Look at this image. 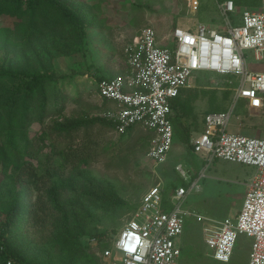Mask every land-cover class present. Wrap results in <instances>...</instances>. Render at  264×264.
<instances>
[{
	"label": "trees",
	"instance_id": "obj_1",
	"mask_svg": "<svg viewBox=\"0 0 264 264\" xmlns=\"http://www.w3.org/2000/svg\"><path fill=\"white\" fill-rule=\"evenodd\" d=\"M234 2L238 11L230 18L239 25L240 10L261 0ZM202 10L203 4L198 14ZM96 20L85 0H0V264H101L91 239L110 246L104 239L108 226H99L109 217L117 222L116 210L128 204L113 181L91 169L94 130L116 132L115 123L101 115L112 103L102 101L95 114H66V93L59 85L80 70L60 73L58 60L87 52ZM126 70L127 62L97 78L112 79ZM183 89L172 105L180 116L189 110L180 101ZM240 104L245 108L243 99ZM34 123L39 129L32 133ZM184 132L195 154L189 128ZM118 135L127 157L147 152L154 134L133 125ZM54 136L65 145L57 147Z\"/></svg>",
	"mask_w": 264,
	"mask_h": 264
},
{
	"label": "built area",
	"instance_id": "obj_2",
	"mask_svg": "<svg viewBox=\"0 0 264 264\" xmlns=\"http://www.w3.org/2000/svg\"><path fill=\"white\" fill-rule=\"evenodd\" d=\"M216 1L225 20L223 29L205 23L178 26L171 31L172 47L160 43L156 29L146 25L124 45L125 74L96 81L98 97L112 103L101 115L115 123L117 134L133 125L153 132L146 157L155 167L167 161L174 145L173 100L191 85L195 71L234 75L235 99L246 98L253 108L264 106V72L249 70L246 53L250 50L256 60L263 58L264 0L257 10L244 8L239 25L230 18L238 10L234 0ZM193 2L198 5V0ZM232 111L233 107L206 114V130L192 144L207 165L220 158L254 167L240 210L216 220L182 208L186 194L200 189L205 169L193 174L187 188L175 189L173 198L178 202L170 210L164 207V188L159 181L143 195L110 246L93 249L101 264H179V238L188 215L202 223L203 239L214 259L231 261L239 236L247 235L252 239L249 264H264V138L229 132ZM175 169L184 179L189 177L181 162ZM96 241L91 239L94 246Z\"/></svg>",
	"mask_w": 264,
	"mask_h": 264
},
{
	"label": "rangeland",
	"instance_id": "obj_3",
	"mask_svg": "<svg viewBox=\"0 0 264 264\" xmlns=\"http://www.w3.org/2000/svg\"><path fill=\"white\" fill-rule=\"evenodd\" d=\"M85 3L97 19L96 25L90 28L89 49L85 54L79 53L58 60L60 73L71 75L75 69L80 70L79 74L75 72L74 77L67 76L59 81L60 87L66 93V114L86 111L95 114L99 111L98 106L102 101L96 92L97 74L107 69L119 70L125 66L124 45L139 33L142 27L152 25L157 31L159 42L171 46V31L175 22L178 26L186 28L198 25L203 19L202 23L213 28L223 29L225 26L216 0H198V5L193 0H85ZM261 3L247 7L257 10ZM202 4V13L198 14ZM246 53L249 70L264 72V55L261 60H256L252 51L248 50ZM108 75L110 74L107 73ZM190 84L189 87H184L180 99L182 105L189 110L186 116L173 113L172 123L176 127L174 145L167 161L158 167L153 165L143 151L139 154L130 153L126 157L127 151H120V148H125L126 145L120 141L116 132L103 127L94 130L89 144L95 151L91 169L96 176L113 181L128 202L126 206L116 210L117 222L109 217L105 223L100 224V228L108 226L104 239L111 240L118 234L152 185L162 181L164 207L170 210V207L178 202L173 198L177 188L174 189L173 186L187 188L193 174L199 175L203 169L205 176L199 181L200 189L186 194L182 208L222 220L230 212L235 214L237 208L241 207L248 189L246 184L252 180L255 172L254 167L220 158L207 165L206 159L199 153L190 152L191 149L184 141V129L189 128L192 140L206 129V114L225 111L235 105L228 131L264 138V117L257 109L247 110L246 106L241 109L242 99L239 102L235 99L236 79L232 74H220L210 70L195 71L190 78ZM31 129L33 133L39 129V125L34 123ZM258 130L262 132L260 135L257 134ZM53 139L57 147L65 145L61 138L54 136ZM179 162L189 171L187 179L175 169ZM202 228V223L194 216H186L184 232L179 238V243L184 248L179 264H249L252 243L250 237L239 236L234 255L231 261L226 263L210 255V248L203 239ZM96 242L95 246V242L92 243V251L99 247V242Z\"/></svg>",
	"mask_w": 264,
	"mask_h": 264
},
{
	"label": "crops",
	"instance_id": "obj_4",
	"mask_svg": "<svg viewBox=\"0 0 264 264\" xmlns=\"http://www.w3.org/2000/svg\"><path fill=\"white\" fill-rule=\"evenodd\" d=\"M217 8H218V7H217ZM253 54H254V53H253ZM254 58H255V57H254ZM247 60H248V59H247ZM247 62H248V61H247ZM239 99H243V100H244V102H245V104H246V107H247V108H246L247 110L257 109L258 111H260V112L262 113V116L264 117V106H263L262 108H253V107L250 106V104H249V100H248V99H246V98H239ZM239 99H238V100H239ZM234 106H235V105H234ZM234 106H233L232 114L234 113V110H235V107H234ZM205 127H206V126H205ZM205 130H206V129H205ZM205 130H204V131H205ZM261 133H262V132H261L260 130L257 131V134H258V135H260ZM192 140H193V139H192ZM192 140H191V141H192ZM201 157H203V156L201 155ZM203 158H204V157H203ZM204 159H205V158H204ZM246 187H248V183L246 184ZM242 203H243V202H242ZM241 206H242V204H241ZM240 208H241V207H240ZM240 208H239V209L237 208V212L240 210ZM231 211H232V210H231ZM237 212H236V213H237ZM236 213H235V214H236ZM235 214H233L232 212H230L229 215H235ZM229 215H228V216H229ZM226 217H227V216H226ZM249 253H250V252H249ZM221 262H222V261H221ZM229 262H230V261H229ZM226 263H227V262H226Z\"/></svg>",
	"mask_w": 264,
	"mask_h": 264
}]
</instances>
